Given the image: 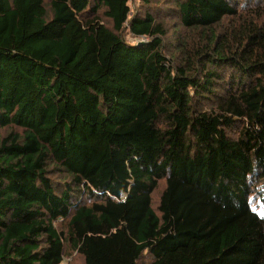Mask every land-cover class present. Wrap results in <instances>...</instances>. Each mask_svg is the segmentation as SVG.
Segmentation results:
<instances>
[{
    "label": "trees",
    "instance_id": "obj_1",
    "mask_svg": "<svg viewBox=\"0 0 264 264\" xmlns=\"http://www.w3.org/2000/svg\"><path fill=\"white\" fill-rule=\"evenodd\" d=\"M67 259L264 264V0H0V264Z\"/></svg>",
    "mask_w": 264,
    "mask_h": 264
},
{
    "label": "rangeland",
    "instance_id": "obj_2",
    "mask_svg": "<svg viewBox=\"0 0 264 264\" xmlns=\"http://www.w3.org/2000/svg\"><path fill=\"white\" fill-rule=\"evenodd\" d=\"M127 40L131 43V42H134L135 39H133L132 36L128 35L127 36ZM137 42V41H136ZM70 259H67V260H64V262L62 264H67V262H69Z\"/></svg>",
    "mask_w": 264,
    "mask_h": 264
},
{
    "label": "water",
    "instance_id": "obj_3",
    "mask_svg": "<svg viewBox=\"0 0 264 264\" xmlns=\"http://www.w3.org/2000/svg\"><path fill=\"white\" fill-rule=\"evenodd\" d=\"M142 44H144V42L143 41H139L137 45L139 46V45H142Z\"/></svg>",
    "mask_w": 264,
    "mask_h": 264
},
{
    "label": "built area",
    "instance_id": "obj_4",
    "mask_svg": "<svg viewBox=\"0 0 264 264\" xmlns=\"http://www.w3.org/2000/svg\"><path fill=\"white\" fill-rule=\"evenodd\" d=\"M136 41H137V42H139V41H141V39H135V41H134V42H136ZM137 42H136V43H137Z\"/></svg>",
    "mask_w": 264,
    "mask_h": 264
}]
</instances>
